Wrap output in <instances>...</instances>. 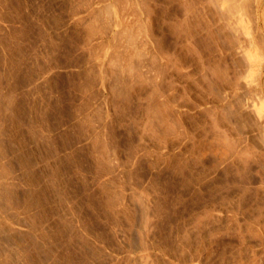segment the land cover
Returning <instances> with one entry per match:
<instances>
[{
  "label": "rangeland",
  "instance_id": "374dc122",
  "mask_svg": "<svg viewBox=\"0 0 264 264\" xmlns=\"http://www.w3.org/2000/svg\"><path fill=\"white\" fill-rule=\"evenodd\" d=\"M0 264H264V0H0Z\"/></svg>",
  "mask_w": 264,
  "mask_h": 264
}]
</instances>
